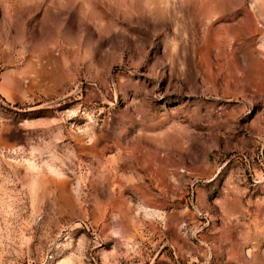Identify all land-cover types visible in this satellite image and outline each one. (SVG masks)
<instances>
[{
  "label": "rangeland",
  "instance_id": "obj_1",
  "mask_svg": "<svg viewBox=\"0 0 264 264\" xmlns=\"http://www.w3.org/2000/svg\"><path fill=\"white\" fill-rule=\"evenodd\" d=\"M0 264H264V0H0Z\"/></svg>",
  "mask_w": 264,
  "mask_h": 264
}]
</instances>
